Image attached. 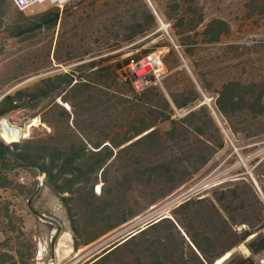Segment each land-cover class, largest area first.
<instances>
[{
  "label": "rangeland",
  "instance_id": "374dc122",
  "mask_svg": "<svg viewBox=\"0 0 264 264\" xmlns=\"http://www.w3.org/2000/svg\"><path fill=\"white\" fill-rule=\"evenodd\" d=\"M72 1L47 0L21 9L8 0L0 9V98L69 67L88 64L78 56L88 49L109 46L108 41L99 44L93 40L91 22L80 20L86 12L56 28L32 29L47 10ZM87 8L91 10L89 5ZM114 10L106 11L107 15L121 13L128 24L136 17L144 21L147 10L156 17L151 31L124 47L131 49L125 55L148 51L138 62H145L139 76L131 72L136 63L127 69L136 88L137 84L160 85L170 65L179 60L177 68L187 71L201 100L190 108H174L171 118L177 120L176 136L171 139L166 132L173 123L171 119L160 121L168 112L154 98L161 109L157 115L165 141L155 149L123 153L95 186L98 194L105 193L119 208L118 215L105 221L103 227L123 217L129 220L79 248H75L71 222L59 196L42 183L44 175L23 168L3 172L0 252L18 249L26 264H84L104 249V254L110 252L105 264H151L156 257L164 264H197L199 250L193 240L204 244L210 239L212 246L207 256L218 255L213 264L226 252L230 255L219 264L232 254L238 259L249 256L246 242L251 236L245 241L240 238L246 230L255 231L264 225V0H118ZM218 20L225 21L229 28L220 40L211 41L212 33L204 35V30L211 22L218 24ZM19 26L26 29L25 33L14 35ZM188 48H193L190 55L185 51ZM151 59L157 62L156 68L149 63ZM91 70L83 66L79 72L89 74ZM145 74L148 78L142 79ZM229 79L239 84L237 103L225 105L223 101L225 113L217 100L222 83ZM170 83L183 94L190 90L182 76ZM59 90L55 89L35 108H20L0 116V140L11 144L46 136L51 127L41 121L44 109L55 102L70 109L63 99L65 93ZM109 93L105 99L113 102V91ZM259 99L263 107L258 105ZM112 102L101 105L94 117L82 111V129L91 130L95 137L121 139L129 128L131 111L128 105L116 111ZM192 110L194 114L187 116ZM46 117L58 122L62 119L61 109L55 107ZM2 120L24 128L25 136L12 142L5 140ZM61 129L64 131V127ZM164 163L170 167L166 169ZM34 191L37 193L29 207L26 198ZM189 199L191 203L183 206ZM6 205L16 216L11 222L5 216ZM36 212L60 220L62 234H69L67 250H58V246L52 249L51 236L56 226L43 221ZM89 232L80 240L98 230ZM263 255L264 252L256 257L257 264Z\"/></svg>",
  "mask_w": 264,
  "mask_h": 264
},
{
  "label": "trees",
  "instance_id": "16d2710c",
  "mask_svg": "<svg viewBox=\"0 0 264 264\" xmlns=\"http://www.w3.org/2000/svg\"><path fill=\"white\" fill-rule=\"evenodd\" d=\"M7 2L8 0H0V9ZM117 2L118 0H90L89 2L74 0L63 7L56 6L47 10L32 26V29L56 28L59 23L65 24L69 18L78 17L80 13L86 12V16H81L80 20L91 22L92 32L95 34L93 40L99 44L108 41L109 46L88 49L78 56V60H88V64L69 67L66 71L46 76L32 86L8 92L0 98V116H4L16 109L37 107L55 89H60L58 93H65L63 99L70 105V109L55 102L49 104L41 115V121L51 127V131L46 136L26 138L11 144L0 140V177L3 172L17 168L34 171L37 175H44L42 183L59 196L67 211L75 236V248L95 241L120 223L129 220V217H123L120 222L103 227L105 221L111 220L119 213L117 203L110 201L105 193L98 194L95 191L96 184L100 179L105 178L109 165L118 160L123 153L136 151L139 148L151 150L161 145L166 138L160 121L171 119L173 125L166 134H170V138L174 139L177 122L175 118H171L174 108H190L201 100L187 71L177 68L179 60L170 65V71L162 79L160 85L152 84L140 89L136 88L133 80L127 75V69L133 63L144 59L148 51L125 55L131 49L124 47L151 31L156 25V17L147 10L144 21L136 17L132 24H128L127 18L121 13L108 16L106 11H115L114 4ZM86 4L91 7L90 11ZM147 23L150 25L149 27L146 26ZM217 23H209L204 30V35L212 33L211 41L220 40L229 28L225 21L218 20ZM2 26L3 22L0 16V28ZM25 31V28L19 26L14 35H22ZM83 40L85 41V38ZM59 46L60 39L55 49L57 60ZM192 49L188 48L185 51L190 55ZM170 53L175 54L173 50ZM72 60L69 59V61ZM83 66L92 69L89 74L79 72ZM176 76H182L188 81L190 87L188 94L176 90L174 84L170 83V80ZM96 77L100 78L101 82L96 81ZM56 80L59 81L58 86L54 83ZM104 80L108 81L107 84H104ZM61 85L63 86L61 87ZM238 85L233 79L222 83L217 100L222 112L226 113L223 101H225V105L237 103L235 98ZM121 89L126 91L120 92ZM109 91H113L112 95L115 98L113 102L111 98L105 99L106 95L110 94ZM118 93H123V96L119 97ZM154 98H158V101L164 104V110L168 112V115L160 118V121L157 112L161 109L158 107V103H155ZM105 102H112L116 111H119L120 107L125 109L127 105L131 111L129 128L121 139L95 137L91 130L86 132L81 127L82 111H89V114L94 117L96 110ZM257 103L263 107L260 99ZM55 107L61 109L62 119L58 122L55 118L46 117V114L52 112ZM194 112V110L190 111L187 116ZM61 127H64V131ZM164 165L167 167L166 169L170 167L166 163ZM98 190H101L100 185H98ZM35 193L37 192L30 193L26 198L29 207H32V196ZM190 203L191 199L184 202L183 206ZM5 212V216L10 222L15 220V213L9 205L5 206ZM263 227L264 225L255 231L246 230L240 238V241H245L251 236L250 240L246 242L251 251L249 256H241L238 259V256L232 254L224 264H257L256 257L264 252ZM93 229L98 232L80 240ZM193 242L199 250V253H196L197 264H213L218 255H212L211 258L207 256L212 246V240L208 239L204 244L196 239ZM106 250L104 249L102 253L97 254L91 261L84 264H105L110 255V252L104 254ZM156 258L152 260L151 264H164ZM0 264H26V262L23 260V253L20 250L8 248L0 252Z\"/></svg>",
  "mask_w": 264,
  "mask_h": 264
},
{
  "label": "bare ground",
  "instance_id": "6f19581e",
  "mask_svg": "<svg viewBox=\"0 0 264 264\" xmlns=\"http://www.w3.org/2000/svg\"><path fill=\"white\" fill-rule=\"evenodd\" d=\"M58 1L64 2L66 0H58ZM151 66H152V68H156L157 67V62L153 61ZM147 74H145V76L142 79L148 78ZM1 122L3 124V134H2V136L8 142H12V141L18 140L20 137L25 136L24 130H23L24 128L22 129L21 127H18V126H15V125H11L10 123H7L5 120H2ZM29 128H31V127H29ZM61 235L62 236H60V238H59L60 241H58L59 244H57V246H58L57 249L58 250L59 249L60 250H67L70 247L69 234L65 232V233H63ZM229 255H230V252H227L225 255H223L222 257L218 258L216 260V264H219L220 262H222Z\"/></svg>",
  "mask_w": 264,
  "mask_h": 264
},
{
  "label": "built area",
  "instance_id": "2783aa9c",
  "mask_svg": "<svg viewBox=\"0 0 264 264\" xmlns=\"http://www.w3.org/2000/svg\"><path fill=\"white\" fill-rule=\"evenodd\" d=\"M44 1H47V0H13V3H14L15 6L21 8V9H24V8L34 4L36 2H44ZM153 61H155V60L151 59L149 61V63L150 62L152 63ZM144 65H145V62H142V63L140 62V63L133 64L132 68H131V72L133 74H136V75L139 76V73L143 69ZM142 87H144V86H141V85L137 84V88L140 89ZM259 264H264V255L259 259Z\"/></svg>",
  "mask_w": 264,
  "mask_h": 264
},
{
  "label": "water",
  "instance_id": "95a60500",
  "mask_svg": "<svg viewBox=\"0 0 264 264\" xmlns=\"http://www.w3.org/2000/svg\"><path fill=\"white\" fill-rule=\"evenodd\" d=\"M108 144V143H106ZM36 214L43 220L49 223H52L56 226L55 231L53 232L52 236H51V246L52 249L55 251L57 248V244H58V240L62 234V223L60 222V220H58L56 217L45 214V213H41V212H36Z\"/></svg>",
  "mask_w": 264,
  "mask_h": 264
}]
</instances>
